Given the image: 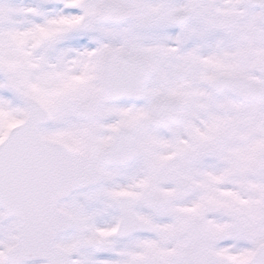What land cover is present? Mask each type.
Returning <instances> with one entry per match:
<instances>
[{
  "label": "snow or ice",
  "instance_id": "obj_1",
  "mask_svg": "<svg viewBox=\"0 0 264 264\" xmlns=\"http://www.w3.org/2000/svg\"><path fill=\"white\" fill-rule=\"evenodd\" d=\"M0 264H264V0H0Z\"/></svg>",
  "mask_w": 264,
  "mask_h": 264
}]
</instances>
